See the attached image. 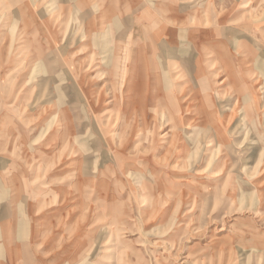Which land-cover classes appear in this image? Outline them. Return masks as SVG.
<instances>
[{"label": "rangeland", "instance_id": "rangeland-1", "mask_svg": "<svg viewBox=\"0 0 264 264\" xmlns=\"http://www.w3.org/2000/svg\"><path fill=\"white\" fill-rule=\"evenodd\" d=\"M72 1L0 0V264H264V0Z\"/></svg>", "mask_w": 264, "mask_h": 264}, {"label": "crops", "instance_id": "crops-1", "mask_svg": "<svg viewBox=\"0 0 264 264\" xmlns=\"http://www.w3.org/2000/svg\"><path fill=\"white\" fill-rule=\"evenodd\" d=\"M11 0H7V2H10ZM70 1V0H69ZM69 1L68 0H61V6L63 5V4H66V8L68 9V13H70V5H69ZM58 2H60V1H58ZM84 3H87V2H90V0H84L83 1ZM70 3H72L71 4V6L72 7H75L74 6V1H72L71 0V2ZM68 5H69V7H68ZM156 7H157V9H156V11L155 10H151V12L150 13H168V15L166 16V24H167V26H168V32H175V26H179L180 25V23H182V21L180 22V21H178V20H175V18H170V13H175V8H173V5L169 2V1H167V4H162L161 2L159 3V2H157L156 4ZM60 6V7H61ZM74 9V8H73ZM106 9V8H105ZM63 12H65V10L62 8L61 9ZM62 12V13H63ZM149 13V14H150ZM135 14V13H134ZM111 15H112V13H104V11H102L101 13H99V14H97L96 16H93L92 17V21H90V22H87L88 21V18L87 17H85V20H82V23H83V25H84V27H86V25L88 24V26L90 27V29H89V32H88V34H94V33H97L98 31H100V27H103V25H105L106 23H107V21L109 20V18L111 17ZM121 15L122 16H124V15H126V13H121ZM150 16V15H149ZM152 16V15H151ZM96 17V18H95ZM140 17H142V16H140ZM146 19H148V18H146ZM153 18H151L150 17V24L151 25H153L155 22H156V19L154 18L153 20H152ZM134 22L136 23L137 22V19H134ZM143 22V19L141 20H138V23H142ZM184 22V21H183ZM144 23V22H143ZM146 23V22H145ZM201 23H203V22H201ZM185 24V23H184ZM206 24H207V21H206ZM213 24V23H212ZM199 27H200V25H195V33L198 31L197 29H199ZM87 28V27H86ZM205 31H210V32H216V31H218V30H215V29H213V27L211 26L210 27V29L208 30V29H206ZM188 33H192V32H188ZM220 43H222V42H220ZM201 43H199V45H198V52L197 53H202V51H203V48H202V45H204V48H205V50H208V54L210 53V51H212V50H214V51H216L217 50V48H219L218 46H217V42L215 41V42H213V44L211 43V42H206V43H203V44H201ZM211 44V45H210ZM172 45H174L173 43H171V41H167V46H168V49H167V51H168V53H167V61L168 62H172L171 64H174V56L173 55H171V54H174V52H175V50H174V48H175V46H172ZM150 52H151V57H153V54H154V51H153V49L152 50H150ZM217 52V51H216ZM144 54H147V50H146V52L144 53ZM140 55H142V52H140V53H138L136 56L137 57H139ZM245 56V55H244ZM136 57V59H134V65L136 66V65H139V63L137 64L136 62H140V60L142 59V58H137ZM229 57H230V55H229ZM230 59H231V57H230ZM144 62H148V60L147 59H144ZM185 65H188V64H190V62L189 61H184L183 62ZM144 64H146V65H149L148 63H144ZM154 64H156L155 62H154ZM195 64L196 65H201L202 64V61H201V59H196V61H195ZM150 66V65H149ZM190 66V65H189ZM151 67V66H150ZM135 68V67H134ZM131 70V72L133 73V71L135 72V70H136V68L135 69H133V65H132V69H130ZM151 71V70H150ZM152 72H154V71H152ZM150 73V72H149ZM153 75V74H152ZM152 75H151V77H150V82H151V84H154L155 83V81L157 82V80H154V78L152 77ZM141 76V73H139V74H136V76L134 77V75L132 76V78L130 79V84H128V91H130L131 93L130 94H132V96L134 97V98H136V93L137 92H140L141 91V88L140 87H138V86H136L135 84H132L133 83V81H135V79L136 80H140V81H142V80H144L145 81V79H143L142 77H140ZM150 76V75H149ZM147 81H148V79H146ZM153 86H155L156 87V91H157V89H158V86L157 85H153ZM131 88H133V89H131ZM147 88V87H146ZM145 99L142 101V103L139 105V104H137V102H136V100L135 99H133V101H131V99H130V101H131V104L130 105H132V104H137L138 106V112H140L141 111V113H144V114H146V113H148V111H149V113L151 112L150 111V109L148 110V107L150 108L151 107V101L149 100L150 98H146L145 96H143ZM126 102H128V101H126ZM130 103V102H129ZM126 106H127V103H126ZM127 109H128V106H127ZM129 110V109H128ZM127 110V111H128ZM141 122V121H140Z\"/></svg>", "mask_w": 264, "mask_h": 264}, {"label": "bare ground", "instance_id": "bare-ground-1", "mask_svg": "<svg viewBox=\"0 0 264 264\" xmlns=\"http://www.w3.org/2000/svg\"><path fill=\"white\" fill-rule=\"evenodd\" d=\"M44 4V3H43ZM243 156V155H242Z\"/></svg>", "mask_w": 264, "mask_h": 264}]
</instances>
